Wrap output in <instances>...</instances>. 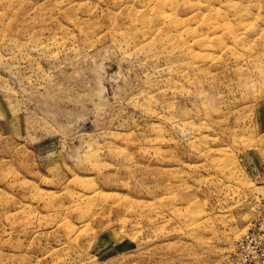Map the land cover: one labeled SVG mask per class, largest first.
<instances>
[{
  "label": "rangeland",
  "instance_id": "1",
  "mask_svg": "<svg viewBox=\"0 0 264 264\" xmlns=\"http://www.w3.org/2000/svg\"><path fill=\"white\" fill-rule=\"evenodd\" d=\"M0 264H264V0H0Z\"/></svg>",
  "mask_w": 264,
  "mask_h": 264
}]
</instances>
